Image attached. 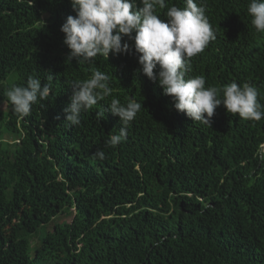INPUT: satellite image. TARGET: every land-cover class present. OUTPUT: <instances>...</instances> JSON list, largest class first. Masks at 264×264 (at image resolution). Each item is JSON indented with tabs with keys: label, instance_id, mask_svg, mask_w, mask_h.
I'll list each match as a JSON object with an SVG mask.
<instances>
[{
	"label": "trees",
	"instance_id": "1",
	"mask_svg": "<svg viewBox=\"0 0 264 264\" xmlns=\"http://www.w3.org/2000/svg\"><path fill=\"white\" fill-rule=\"evenodd\" d=\"M0 103V264H264V0H0Z\"/></svg>",
	"mask_w": 264,
	"mask_h": 264
},
{
	"label": "rangeland",
	"instance_id": "2",
	"mask_svg": "<svg viewBox=\"0 0 264 264\" xmlns=\"http://www.w3.org/2000/svg\"><path fill=\"white\" fill-rule=\"evenodd\" d=\"M4 104L3 103H0V106H3ZM70 216L67 217V220H70Z\"/></svg>",
	"mask_w": 264,
	"mask_h": 264
}]
</instances>
